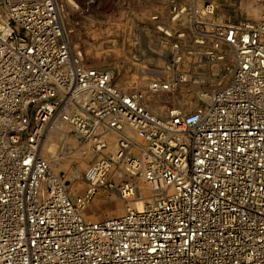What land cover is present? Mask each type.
Listing matches in <instances>:
<instances>
[{
	"label": "built area",
	"instance_id": "obj_1",
	"mask_svg": "<svg viewBox=\"0 0 264 264\" xmlns=\"http://www.w3.org/2000/svg\"><path fill=\"white\" fill-rule=\"evenodd\" d=\"M180 1L172 21L191 17L203 58L224 68L208 103L159 117L147 95L191 79L179 44L162 78L125 92L72 51L61 0H0V264H264V12L217 22L215 3ZM58 123L100 154L76 197L41 156ZM138 180L150 188L141 209L84 218L101 189L139 198Z\"/></svg>",
	"mask_w": 264,
	"mask_h": 264
},
{
	"label": "rangeland",
	"instance_id": "obj_2",
	"mask_svg": "<svg viewBox=\"0 0 264 264\" xmlns=\"http://www.w3.org/2000/svg\"><path fill=\"white\" fill-rule=\"evenodd\" d=\"M169 2L170 0H61L63 23L69 32L72 51L80 52L89 67L111 72L117 86L125 92H146V86L152 79L162 78L159 72L170 63L166 51L174 44H179L184 66L181 71L186 74L188 72L191 79L172 92L147 95L148 108L159 117L165 116L169 110L192 112L208 103L207 95L210 96L216 88L224 68L217 61L203 58L207 48L195 44L201 33L191 27V17H182L178 25L172 21ZM209 2L218 6L214 17L217 22L225 19L256 21L264 12V0H181L179 3L187 8L189 5L201 8ZM256 3L260 7L257 19L256 12L249 16L248 9L245 8L250 5L255 9ZM158 28L164 29L170 35H164ZM179 34L185 37L178 38ZM229 55L232 56L231 52L228 53L225 66L232 65ZM146 69L155 74H148ZM145 73L148 75H144ZM177 74V71H173L166 75L171 80L176 79ZM142 79L146 82L143 86L140 85ZM227 81L229 77L223 80L224 83ZM63 125L61 129L67 132V139L52 132L48 145L56 147L54 155L46 151L43 155L49 161H52L53 156L57 158L59 164L55 166L52 163L51 168L65 181L69 194L76 197L85 192V172L100 154L93 141L83 140L75 134L71 126ZM125 131L128 135H133L128 126ZM111 136L116 140L113 146L109 145L111 148L108 152L114 153L118 135ZM125 179L122 176L117 180L114 176L113 182L118 187ZM72 184L80 186L73 190L68 189ZM137 184L140 187L146 186L141 180ZM135 201L136 199L128 201L117 190L101 189L85 209L84 218L101 221L118 217L129 208H138ZM119 206L121 213L118 214Z\"/></svg>",
	"mask_w": 264,
	"mask_h": 264
},
{
	"label": "bare ground",
	"instance_id": "obj_3",
	"mask_svg": "<svg viewBox=\"0 0 264 264\" xmlns=\"http://www.w3.org/2000/svg\"><path fill=\"white\" fill-rule=\"evenodd\" d=\"M245 8H247L248 9V15L249 16H251L252 14H254L255 12H256V19H257V13H258V11L260 10V7L258 6V4L256 3V10L255 9H252V7L250 6V5H248V6H245ZM231 55H229V57H230ZM227 57H228V55H227ZM231 61L233 62L234 61V59H233V57L231 56ZM146 71H148V69H146ZM150 73V75L153 73V75L155 74V72H153V71H151V72H148V74ZM147 73H145L144 75H148ZM152 75V76H153ZM158 75V74H157ZM160 75V74H159ZM146 84V82L144 81V79H142V81H141V84L140 85H145ZM117 85V84H116ZM148 85V84H147ZM147 87V86H146ZM208 97H209V94L207 95ZM64 127V125H63V123H58L57 124V126H56V128H55V130H53L52 132L53 133H56V134H58V135H60L61 137H63L64 139H67V132L66 131H64V130H62L61 128H63ZM52 132H50L48 135H47V138H46V140H45V142H44V144H43V146H42V150H41V156L44 158V151H46L47 153H49V154H53V152L55 151V149H56V147L55 146H53V145H48V142H49V140L52 138L51 137V135L50 134H52ZM62 138V139H63ZM108 143H109V145L111 146H113L114 145V141L116 140L113 136H108ZM111 147H109V149H110ZM65 150V149H64ZM110 152V151H109ZM54 155V154H53ZM44 159H46V158H44ZM47 160V159H46ZM48 162H49V164H50V167H51V165H52V163L55 165V166H57L58 164H59V161L57 160V158H55V156H53L52 157V161H49V160H47ZM53 171H55L54 169H53ZM56 172V171H55ZM54 172V173H55ZM115 180V179H114ZM117 180H118V178H117ZM66 184V183H65ZM146 186L145 187H140L139 186V189H140V197L139 198H137L136 199V201H135V204L138 206V209H141L142 207H143V204H144V200L145 199H147L148 197H149V195H150V188H149V186L147 185V184H145ZM68 186V185H67ZM80 185H74V184H72L70 187H68V189H70V190H73V189H75V188H77V187H79ZM69 190V191H70ZM129 201V200H128ZM117 213L119 214V213H121V207L119 206L118 207V209H117Z\"/></svg>",
	"mask_w": 264,
	"mask_h": 264
}]
</instances>
